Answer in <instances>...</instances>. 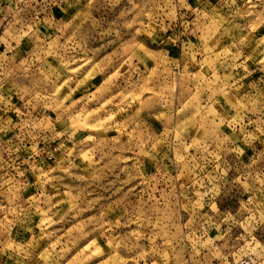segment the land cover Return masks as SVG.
<instances>
[{"label": "rangeland", "instance_id": "rangeland-1", "mask_svg": "<svg viewBox=\"0 0 264 264\" xmlns=\"http://www.w3.org/2000/svg\"><path fill=\"white\" fill-rule=\"evenodd\" d=\"M0 264H264V0H0Z\"/></svg>", "mask_w": 264, "mask_h": 264}]
</instances>
